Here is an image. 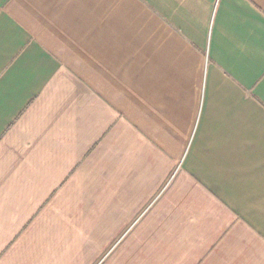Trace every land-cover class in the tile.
<instances>
[{
	"label": "crops",
	"instance_id": "obj_1",
	"mask_svg": "<svg viewBox=\"0 0 264 264\" xmlns=\"http://www.w3.org/2000/svg\"><path fill=\"white\" fill-rule=\"evenodd\" d=\"M128 230L113 264H264V0H0V264Z\"/></svg>",
	"mask_w": 264,
	"mask_h": 264
},
{
	"label": "rangeland",
	"instance_id": "obj_2",
	"mask_svg": "<svg viewBox=\"0 0 264 264\" xmlns=\"http://www.w3.org/2000/svg\"><path fill=\"white\" fill-rule=\"evenodd\" d=\"M129 231L130 230H128L127 233L123 235V237H116L111 242H107V247L103 254H101L100 256L96 255L94 258H90V264H113L115 258L114 253L116 252L121 242L126 239L125 236H127L126 234H128ZM93 238L94 237H90L91 241L93 242V244L90 245V249L91 251H96L97 247L94 245ZM75 253H77V250H75ZM73 264H80V262L76 261V259H73Z\"/></svg>",
	"mask_w": 264,
	"mask_h": 264
}]
</instances>
